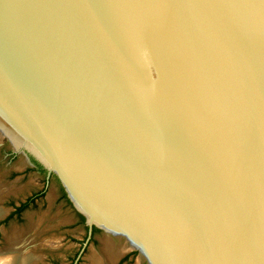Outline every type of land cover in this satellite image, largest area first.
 Returning a JSON list of instances; mask_svg holds the SVG:
<instances>
[{"label": "water", "instance_id": "95a60500", "mask_svg": "<svg viewBox=\"0 0 264 264\" xmlns=\"http://www.w3.org/2000/svg\"><path fill=\"white\" fill-rule=\"evenodd\" d=\"M0 125L148 264H264V0H0Z\"/></svg>", "mask_w": 264, "mask_h": 264}, {"label": "rangeland", "instance_id": "374dc122", "mask_svg": "<svg viewBox=\"0 0 264 264\" xmlns=\"http://www.w3.org/2000/svg\"><path fill=\"white\" fill-rule=\"evenodd\" d=\"M0 144V193L3 192L0 205L6 210L0 218V251H3L0 255L14 253L6 251L13 243L11 236L17 237L19 233L22 241L33 245L28 249L34 255L33 264H91L93 253L107 256V264H113L105 252L106 235L96 230L87 239V226L62 195L56 178H48L46 171L30 165L26 155L12 153L5 137L0 136ZM38 193L42 195L17 214L19 202ZM113 239L123 244V240ZM126 252L116 263L138 264L139 254L134 250ZM140 264L147 263L143 260Z\"/></svg>", "mask_w": 264, "mask_h": 264}, {"label": "bare ground", "instance_id": "6f19581e", "mask_svg": "<svg viewBox=\"0 0 264 264\" xmlns=\"http://www.w3.org/2000/svg\"><path fill=\"white\" fill-rule=\"evenodd\" d=\"M0 130L4 134L11 137L15 147H18L20 145V143L8 131H6L1 125H0ZM2 194L3 192L0 193V196ZM105 237L106 238L104 239V243H105L104 245L106 247L105 246L104 247L107 249L105 252L108 253L107 254L108 258L113 262V264H115L118 261V259L121 257L123 253H125L126 250H129L130 248H135L127 240L123 239L122 237H118V239L125 240V243L123 245L121 244V246L118 243H116L114 241L115 239H113L112 237L107 236V235ZM14 238H17V237L12 235L11 239L13 243L11 245V248H17V252L20 251L19 254L16 255L17 252H14L11 255H0V264H33L34 255L30 251H28V248H26L27 244L29 243H27V241L17 240ZM106 258L107 256L104 257L99 253H93L90 256V261H91L90 263L91 264H107ZM144 259L146 261V257L142 253H140L138 264H140V262H142Z\"/></svg>", "mask_w": 264, "mask_h": 264}, {"label": "flooded vegetation", "instance_id": "af4514ba", "mask_svg": "<svg viewBox=\"0 0 264 264\" xmlns=\"http://www.w3.org/2000/svg\"><path fill=\"white\" fill-rule=\"evenodd\" d=\"M28 162H29V164L30 165H32V166H35V167H37L39 170H41V171H46L44 168H43V166L41 165V164H39L32 156H30V155H28ZM46 174H47V172H46ZM50 176H53V177H55L56 178V176L54 175V174H51ZM49 176V177H50ZM48 177V176H47ZM48 177V178H49ZM48 180L49 179H46L45 181L46 182H48ZM56 180L58 181V183H59V185H60V187H61V191H62V195L71 203V201H70V199L68 198V196H67V194H66V192H65V190H64V188L62 187V185H61V183L59 182V180L56 178ZM42 194H40V193H38V194H35L34 196H31V197H27L26 198V200H24V201H21V202H19V204L17 205V207H16V209H17V214H20L21 213V211L23 210V208L28 204V203H32V202H34V200L35 199H37L38 197H40ZM71 205L73 206V204L71 203ZM73 208L75 209V211L77 212V214H78V216L81 218V220L83 221V223L87 226V239H90L91 237H92V235H93V233L96 231V230H100V229H98L97 227H95V226H93V227H89L87 224H86V219H85V217L80 213V212H78L77 210H76V208L73 206ZM21 238V235L19 234V233H17V240H21L20 239ZM106 238V237H105ZM104 238V239H105ZM113 238V237H112ZM125 243V240H123V244ZM122 244V245H123ZM32 247L33 245H31V244H27V247L26 248H30V247ZM120 246H121V244H120ZM25 248V249H26ZM24 250V249H23ZM136 251L137 253H138V251L137 250H135L134 248H130L129 250H126V251ZM125 251V253H127ZM125 253H123L122 255H121V257L118 259V261L124 256V254ZM126 255V254H125ZM140 255V254H139ZM35 261V260H34ZM144 261H145V259H144ZM143 262V261H142ZM146 262V261H145ZM147 263V262H146ZM117 264V263H116Z\"/></svg>", "mask_w": 264, "mask_h": 264}, {"label": "trees", "instance_id": "16d2710c", "mask_svg": "<svg viewBox=\"0 0 264 264\" xmlns=\"http://www.w3.org/2000/svg\"><path fill=\"white\" fill-rule=\"evenodd\" d=\"M16 212H17V209H16Z\"/></svg>", "mask_w": 264, "mask_h": 264}]
</instances>
